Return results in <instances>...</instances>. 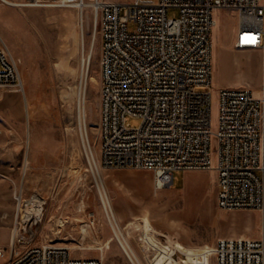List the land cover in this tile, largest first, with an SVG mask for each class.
<instances>
[{
  "label": "rangeland",
  "instance_id": "rangeland-1",
  "mask_svg": "<svg viewBox=\"0 0 264 264\" xmlns=\"http://www.w3.org/2000/svg\"><path fill=\"white\" fill-rule=\"evenodd\" d=\"M39 1L37 6L15 7L0 0V38L16 58L25 85V93L0 89V202L12 213L10 240L18 198L35 195L47 203L35 244L68 247L74 257L102 258L104 264H132L113 225H120L123 233H164L168 241L160 240V245H208L200 264H213L219 239H260V211L218 208L214 170L177 171L172 187L156 190L151 171L101 165V42L93 10ZM168 17L178 19L180 11L170 9ZM214 19L213 131L218 91L245 87L256 94L263 77L262 53L239 51L231 44L238 17L217 10ZM130 124L138 127L140 120ZM98 180L114 214L104 206ZM126 238L131 246L137 243L135 235ZM142 245L149 260L141 262L150 264L156 252L144 240Z\"/></svg>",
  "mask_w": 264,
  "mask_h": 264
},
{
  "label": "built area",
  "instance_id": "built-area-1",
  "mask_svg": "<svg viewBox=\"0 0 264 264\" xmlns=\"http://www.w3.org/2000/svg\"><path fill=\"white\" fill-rule=\"evenodd\" d=\"M59 1L61 7L84 2ZM84 6L93 10L101 42V165L151 171L156 190L172 187L177 171L214 170L219 209L258 210L264 219V0H94ZM170 9L180 17L170 19ZM217 10L238 17L235 49L260 51L263 77L258 95L245 87L218 91L213 131ZM0 89L25 93L19 64L1 38ZM131 119L140 125L133 127ZM46 205L37 195L18 198L0 261L104 264L74 257L68 247L35 244ZM211 256L213 264H264V221L260 239H219Z\"/></svg>",
  "mask_w": 264,
  "mask_h": 264
},
{
  "label": "crops",
  "instance_id": "crops-1",
  "mask_svg": "<svg viewBox=\"0 0 264 264\" xmlns=\"http://www.w3.org/2000/svg\"><path fill=\"white\" fill-rule=\"evenodd\" d=\"M6 4L11 6H16L10 4L4 0ZM11 1L15 4H22V2ZM236 41V34L233 35L231 39V44L234 46ZM12 213L7 204L3 201L0 202V249L7 247L10 242V229L12 226ZM119 223V222H118ZM119 225V224H118ZM117 240L119 241L121 247L131 260L132 264H143L141 261H148V253L143 250V240L144 242L156 252L155 260L151 261L150 264H186L185 261L188 259L189 264H200V258L204 251H206L210 246H197L188 247L183 244L176 245H160L161 241H168L164 233H160L156 230L152 231H139L134 233V229H131V233H123L120 225L114 231ZM135 235L136 244L130 245L126 235ZM119 236V237H118ZM161 237V238H160Z\"/></svg>",
  "mask_w": 264,
  "mask_h": 264
},
{
  "label": "bare ground",
  "instance_id": "bare-ground-1",
  "mask_svg": "<svg viewBox=\"0 0 264 264\" xmlns=\"http://www.w3.org/2000/svg\"><path fill=\"white\" fill-rule=\"evenodd\" d=\"M2 1H4V0H2ZM37 3H22V4H15V3H13V2H11V1H7L6 0V2H8V3H10V4H13V5H16V6H20V7H27V6H37V5H40V1L39 0H35ZM5 2V1H4ZM87 5H89L90 3H88V2H86V0L84 1ZM84 2H82V1H76V3L74 4V6L75 7H78V8H80V9H84ZM41 5H43V6H52V5H48V4H41ZM88 25H89V22H88ZM90 61V60H89ZM85 77H86V73H85V67H84V72H83V79H84V81H85ZM259 94V92L258 93H256V95H258ZM98 187H99V190H100V193H101V195H102V198H103V203H104V206H105V208H106V210L109 212V213H113L114 214V210H113V206H112V204H111V202H110V200H109V198H108V195H107V193L105 192V188H104V184L100 181V180H98ZM101 198V199H102ZM108 213V214H109ZM112 221V220H111ZM112 223V222H111ZM113 228L114 229H116V226L115 225H113ZM119 237V236H118ZM125 250V249H124Z\"/></svg>",
  "mask_w": 264,
  "mask_h": 264
}]
</instances>
